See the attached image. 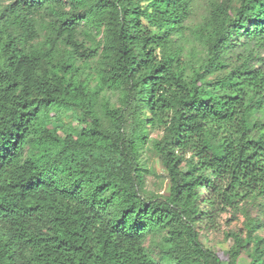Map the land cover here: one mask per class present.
Masks as SVG:
<instances>
[{
	"label": "trees",
	"instance_id": "1",
	"mask_svg": "<svg viewBox=\"0 0 264 264\" xmlns=\"http://www.w3.org/2000/svg\"><path fill=\"white\" fill-rule=\"evenodd\" d=\"M193 5L0 0V264H161L154 235L170 264H223L199 223L264 200V0H208L199 63L172 38ZM150 128L163 200L142 195ZM256 227L229 264H264Z\"/></svg>",
	"mask_w": 264,
	"mask_h": 264
},
{
	"label": "rangeland",
	"instance_id": "2",
	"mask_svg": "<svg viewBox=\"0 0 264 264\" xmlns=\"http://www.w3.org/2000/svg\"><path fill=\"white\" fill-rule=\"evenodd\" d=\"M207 1L194 0L192 17L185 23L186 26H189L188 30L172 34L174 47L183 51L184 54L186 53L196 63L205 60L207 49L203 41L194 35L192 29L202 25L204 17L207 14ZM119 96L120 93L118 91L114 92L112 90H107L103 94V98L109 100L115 107L121 105ZM73 121V116L69 113V115H64L62 120L55 121L54 126L61 127L64 124V126L70 127ZM74 123L77 125L78 121ZM160 136V131L150 128L148 142L142 150L141 162L143 168H145V184L142 195L149 199L163 200L170 194L172 183L159 154L153 148V140L160 138ZM199 224L200 239L204 246L219 253L223 264H229V251L233 245V241L230 238L231 233L241 234L242 237H246L249 232L248 230L252 226H257L256 231L253 232V238L257 237V239L264 240V200L257 199L244 204L243 208L236 213H223L217 218L215 226H209L205 221ZM159 240L160 235L148 236L145 246L156 261L161 264H170L161 259ZM256 243L257 241L254 239L251 241V251L254 249ZM262 245H264V242L260 243V246ZM248 253H243L237 264H251Z\"/></svg>",
	"mask_w": 264,
	"mask_h": 264
}]
</instances>
